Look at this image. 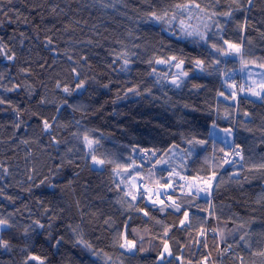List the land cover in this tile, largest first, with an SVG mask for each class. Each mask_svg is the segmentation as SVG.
I'll use <instances>...</instances> for the list:
<instances>
[{
    "label": "trees",
    "instance_id": "16d2710c",
    "mask_svg": "<svg viewBox=\"0 0 264 264\" xmlns=\"http://www.w3.org/2000/svg\"><path fill=\"white\" fill-rule=\"evenodd\" d=\"M108 2L104 0V3ZM111 2L115 7H103L100 0H12L11 4L4 0L2 6L5 11L11 8L14 12L9 13L11 23L0 15V22H3L0 35L7 39L15 34L18 59L15 66L0 61V69L5 73L3 83L5 86L17 83L31 85L32 92L29 94L26 88L16 92L0 91V95L19 106L23 112V123L16 129L13 126L16 113L7 104L0 106V161L9 172L8 175L0 174V188L15 201L12 203L0 196V212L5 215L16 213V222L21 226L13 239L17 247L11 253H0V264H21L24 259L20 251L24 246L20 234L23 227L36 219L47 226L50 216L54 217L51 221L53 233L64 236L63 246L56 250L46 244L44 235L47 233L44 230H38L44 235L34 234L32 240L33 253L47 256L49 264H91L90 253L73 246L75 237L69 225H79L85 239L115 260L119 250L113 247L114 227L104 224L109 217L115 227L127 222L130 228L138 229L137 239L144 237L143 248L146 251L124 258V264H154L160 244L153 236L162 235L164 226H171L182 217L172 209L159 211L160 206L153 207L147 199L138 198L132 203L146 208L154 219L135 209L122 207L117 201L123 197L125 187L121 185L118 189L113 183L114 179L119 181V177H114L111 171L113 166L94 168L91 161L84 158L86 148L73 136L75 132L90 129H98L110 137L104 142V147L116 153L121 163L127 162L129 155L138 164L142 162L145 179H148L151 169L161 184L166 179L172 181L176 190L173 193L168 189L169 194L178 203L184 201L181 211L185 208L189 210L194 225L191 237L188 231L179 228H172L169 232V236L179 241L178 244L170 243L173 252L183 256L184 264L188 261L198 264L200 257L207 253L211 254L213 264H238L236 255L244 256L245 264H264V258L251 256L247 248L236 246L238 237L247 232L252 250H264V199H261L264 195V175L228 164L221 167L220 157L223 153L218 150L213 152L210 144L197 146L191 156L183 155L184 150L191 148L186 138L208 139L210 125L215 121L219 126L215 130L216 138L222 137L218 130L232 127V140L243 147L245 157L251 155L254 161L259 162L264 157V133L260 130L264 127V102L241 94L239 112L247 111L251 113V118L245 119L240 114H235L234 122L223 118L224 108L232 102L220 97L217 104V93L226 91L222 86L225 79L223 73L239 69L233 57L224 58L226 62L217 66L220 72L208 68L211 75L207 72L197 75L191 71V65L186 64L189 79L180 88L170 85L163 79L159 65L147 63L149 59L179 54L181 50L186 54H202L208 63L213 58L208 57L203 47L189 40L178 39L161 31V25L146 21L144 13L148 5L145 0ZM254 2L255 8L248 14L253 26L243 34L246 37L245 49L250 47L253 57L264 58V36L261 35L264 33V3L260 0ZM163 3L166 4L167 0H163ZM53 7L57 8L56 13H52ZM16 12L20 13L21 18L27 17L28 23H23L22 19L17 22ZM242 16V13H238L237 19ZM21 32L27 37L23 47L19 44ZM240 35L233 24H229L224 33L225 39L234 42L239 41ZM49 37L53 43L46 45ZM247 39L252 41L250 46ZM134 44L139 47L134 48ZM124 45L130 52L136 53L126 72L120 71L119 61L112 62L115 53L121 51ZM68 56L73 59L69 60ZM82 56L88 57L86 63L80 59ZM76 61L79 64L74 63ZM72 67H77L82 73L81 79H87L88 83L84 90L68 95L56 84L60 82L62 86L67 84L75 88ZM153 67L161 74L160 83H156V76L150 74ZM25 68L30 70L29 74L21 72ZM235 79L237 85L243 83V74L237 72ZM193 83L202 87L192 89ZM137 85L141 91L151 88V94L145 92L137 97L129 93V98L117 100V94L123 96L129 87ZM41 99L48 102L40 104ZM185 104L189 107L185 108ZM217 107L221 114L219 119ZM192 108L199 111L193 112ZM40 116L48 118L50 122L51 118H56L59 127L55 135L61 141L59 145H54L51 136L41 130ZM242 120L252 129L251 132L240 124ZM77 121L80 123L77 124ZM172 144L179 145V148L176 150L177 157L169 163L182 176L188 177L189 182L196 176L207 177L213 170L217 173L216 180L223 181L218 189L214 182L212 189L210 200L214 216H209L203 210L208 208V199L183 195L187 189H181L178 185L185 181L179 176L169 177V165L157 163L159 153L157 157L141 161L131 151L135 146L166 150ZM217 144L223 147L219 139ZM181 164L184 165L183 169ZM33 167L35 172L30 171ZM237 171L241 172L239 177L233 175ZM28 175H32V180L28 179ZM161 176L165 180L160 179ZM230 176L232 179H229ZM244 176L248 177L246 181ZM237 179L240 183L236 182ZM148 186L151 188L150 184ZM165 203L168 201L165 200ZM45 210H48L47 215ZM129 216L131 220L127 219ZM205 218V228L218 226L227 238L226 243L233 245L231 253L221 258L216 246L220 244L222 249L224 243L213 235L207 241V248L191 242L198 238L195 227ZM241 224L244 226L240 227ZM129 238H132L131 234ZM239 243L243 245V242Z\"/></svg>",
    "mask_w": 264,
    "mask_h": 264
},
{
    "label": "snow or ice",
    "instance_id": "6c2138e0",
    "mask_svg": "<svg viewBox=\"0 0 264 264\" xmlns=\"http://www.w3.org/2000/svg\"><path fill=\"white\" fill-rule=\"evenodd\" d=\"M103 7H115L114 3L109 0L108 3H104V0H100ZM261 3H264V0H260ZM4 0H0V15L7 18L8 22L11 23L12 20L9 17L10 12H14L13 9H8L5 11L2 6ZM8 3L11 4L12 0H8ZM145 3L148 5L147 11L144 13V18L146 21H150L155 24L161 25V31H168L171 35L176 36L179 34L180 38L189 40L192 44L198 45L204 48L207 51L208 57H212L211 63H208L203 55H192L186 54L183 50L179 54H165L160 58L149 59L147 63L149 65H166L167 71L163 73V79L168 80L169 73H171L170 83L175 88H180L185 84L186 78L189 76V71L185 70V65H191V71L200 72L211 75V72H208V68H212L216 72H220V69L217 67L222 62H226L224 58L233 57L236 62L239 64V69H233L231 72H224L223 75L225 79L222 81V86L225 87L226 91H220L217 93V104H219V98L222 97L225 101H231V105L227 106L223 110V118L235 121V114L242 115L245 119L251 118V113L244 111L239 112V104L242 99L241 94H244L245 97L251 96L256 97L260 101L264 102V58L253 57L251 48L245 49V40L246 37L243 35L250 27L252 23L249 19V13L255 8L254 0H167V3L164 4L163 0H145ZM162 6H158L161 5ZM52 13L57 12V8L53 7L51 9ZM62 11V10H61ZM242 13L243 16L241 19H237V14ZM17 22H20L21 19L23 23H28L27 17L21 18L20 13H15ZM3 22H0L2 26ZM229 24H233L235 30L240 33L239 41H230L225 39L224 33ZM19 44L23 47V41L26 37L24 32L20 34ZM131 35V33H129ZM264 36V33H261ZM15 41V34L8 37L7 39L0 35V61L9 62L12 66H15V62L18 59ZM53 43L51 37L47 38L46 45H51ZM90 43V41H89ZM119 43V42H118ZM247 44L250 46L252 41L247 39ZM133 47H139V45H133ZM54 51V49H53ZM136 53L130 52L127 49V46L124 45L122 50L115 53V58L113 63L117 61L120 62V71H128L129 65L133 62L132 57ZM69 60L73 58L68 56ZM85 63L88 61L87 56H82L80 58ZM79 64L78 61L74 62ZM207 63V67H206ZM7 66V65H6ZM172 69H176L175 72H171ZM258 69V71H255ZM21 72L29 74L30 70L25 68L21 69ZM237 72L243 74L244 83L237 85L235 76ZM71 73L73 74L75 80V88H70L67 84L61 85L60 82H57L56 87L61 89L64 93L71 95L73 91L84 90L86 84L88 83L87 79H81L82 73L78 71L77 67L71 68ZM151 75L156 76V83H160L161 74L157 73L155 67L151 70ZM5 79V73L3 69H0V91L2 92H16L21 88L28 89L29 94L32 92L31 85L24 84H12L11 86H5L3 83ZM231 81V83H229ZM108 87V85H104ZM202 85L193 83L192 89L199 90ZM147 92L151 94V88L141 91L139 85L135 87H129L127 91L124 92L123 96L117 94V100L129 98V93L132 96H143ZM48 101L41 99L40 104H45ZM251 102V101H249ZM66 104L67 101L65 100ZM115 103V101H113ZM9 105L12 111L16 113V123L13 125L14 128L19 129L23 121L21 116L23 115L22 110L19 106L13 105L10 100H7L3 95H0V106ZM61 105L60 107H62ZM185 108H188L189 105L185 104ZM75 110V109H74ZM211 111V106H209ZM193 112H198V108H192ZM59 112V107L57 108ZM217 118H221L219 108L216 109ZM36 115V114H34ZM42 124V131L51 136L52 143L54 145H59L60 140L57 139L55 133L59 125L57 124L56 118H51V122L48 118L43 116L39 117ZM77 124L80 122L77 121ZM240 124L245 127L249 132L252 131L251 128H248L245 122L242 120ZM212 130H217L219 128L218 124L213 121L210 125ZM261 132L264 133V127H262ZM220 131H223L224 136L219 138V143L223 147H218L217 139L213 137V131H209L208 139H196L195 137L186 138V142L191 146L190 150H184L183 155L191 156L195 151L197 146L203 147L205 145L211 146L213 152L219 151L223 153V156L220 157L222 167L223 164L231 165L234 168L240 170H246L248 172H260L264 175V157H261L259 162L253 160V157L249 155L247 158L244 154V149L240 144L235 143L234 140L229 139L233 136V128H225ZM73 136L83 144L86 148L85 159L90 160L93 166L103 167L105 165L113 166L111 171L114 177H119L117 182L115 179L113 183L116 184V187L119 189L121 185L125 187L124 195L117 202L121 204L122 207H125L126 210L135 209L138 212H142L144 216L149 217V219H154L150 215V212L146 208H141L136 204H133L132 201L139 199H147L151 202L153 207L159 205V211L164 212L167 209H172L175 213H180L181 217L178 222L174 223L171 226H164L163 234H157L153 236V239L158 240L160 244V250L157 253L156 260L154 264H184V258L182 255H176L172 249V243L176 241L174 237L169 236V232L172 228H179L189 232L191 237V230L194 228L193 221L190 219V213L187 208L183 211L184 201L177 202L176 199L172 198V195L167 191H162L171 189L172 192H175L173 188V183L170 179H166L161 176L160 179L165 180L163 184L160 183V180L155 178V173L150 169L148 172V179L142 175L143 163H137L136 159L129 155L127 157V162L121 163L120 158L117 157L116 153L106 149L104 147V142L110 137L106 136L103 132H100L98 129L85 130L84 132H75ZM264 142V138H262ZM22 143H27V141H22ZM179 145L172 144L171 147L166 150L156 149V148H140L135 146L131 149L132 153L137 154L140 157V160L151 159L152 157H157V163L168 164L169 168V177L179 176L181 180H184L185 183L178 185L181 189H187L183 193L185 197L195 196L200 197L201 193H204L207 200L208 208L203 209L208 212L209 216H214V211H212V204L210 197L212 195V189L215 182L216 189L219 188L220 184L223 181H217V173L213 170L207 177L196 176L189 178L182 176L180 172L176 171L175 167L169 163L170 160L177 157V149ZM71 151V149H69ZM251 152V150H249ZM167 157L168 159H165ZM183 159V156L180 157ZM207 162V158H205ZM71 163V161H69ZM155 167V165H153ZM181 169L184 168V165H180ZM31 172H35L36 169L33 167ZM0 174L8 175V168L5 167V164L0 161ZM0 175V178H2ZM234 176L239 177L241 175L240 171L234 172ZM32 175H28V179L32 180ZM232 179V176L229 177ZM243 179L246 181L247 176H244ZM237 183H240V180L237 179ZM44 183V181H41ZM151 185V188L148 185ZM200 184H203L204 187H201ZM30 190V189H29ZM0 196H3L8 201L14 203V199L11 196H6L4 189L0 188ZM161 196H164L168 203H165V199H160ZM261 199H264V195L261 196ZM19 211V210H17ZM48 214V210H45V215ZM16 213L10 212L5 215L3 212H0V253H11L17 245L13 243L16 232L21 227L18 225L15 219ZM54 217H49V223L47 226L42 223L39 219L32 220V222L23 227L22 232L20 233L24 240V246L20 248V251L24 254V259L21 264H49V258L47 256H38L35 255L32 251V240L33 235H44V232L47 235H44L45 243L48 244L52 249L59 250L65 243L63 235L54 234L52 231L51 221ZM131 220V216L127 218ZM205 218L199 223V226L195 227L196 236L198 237L191 242L200 246L203 245L204 248H207V235L211 231L214 238H218L224 247L221 249L220 244H217V251L220 253L221 258L228 255L233 250L232 244L226 243V237L221 229L217 226L212 229H207L204 227L206 223ZM157 223H161L157 221ZM105 225L114 227L113 235V247L119 250V256L113 258L112 255H109L103 249H97L93 244L85 239L84 233L80 229L79 225L71 226V232L73 233L74 247H79L82 250H86L90 253L89 260L91 264H124V258L133 257L138 253L146 251L143 248L144 237L139 236L137 239L138 229L130 228L128 223L125 222L119 227L114 226V222L109 217L104 221ZM244 225L241 224L240 227ZM38 230H44L40 232ZM130 234L132 238L130 237ZM248 233L245 232L244 235L238 237L237 247L243 246L249 250L251 256H259L264 258V250L254 251L252 250V244L247 239ZM8 237V238H6ZM239 242H243L241 245ZM187 246V245H185ZM182 251V249H181ZM210 253L204 254L200 257L198 264H209ZM238 264H245V258L242 255H236L235 257ZM187 264H192L191 261H188Z\"/></svg>",
    "mask_w": 264,
    "mask_h": 264
},
{
    "label": "rangeland",
    "instance_id": "374dc122",
    "mask_svg": "<svg viewBox=\"0 0 264 264\" xmlns=\"http://www.w3.org/2000/svg\"><path fill=\"white\" fill-rule=\"evenodd\" d=\"M157 25H159V24H157ZM165 32H167L168 34H170L168 31H165ZM170 35H171V34H170ZM176 37H177L178 39H182V38H180L179 34H177ZM182 40H185V39H182ZM159 67L162 69L163 73L166 72V71L168 70L166 65H159ZM175 71H176V69H172V70H171V72H175ZM255 71H258V69H255ZM196 74H197V75H202V72H200L199 70H197V71H196ZM187 79H189V76L186 78V80H187ZM170 80H171V73H169V77H168V80H167V81L169 82L170 85H172V84L170 83ZM243 83H244V79H243ZM247 97L250 98V99H252V100H254V101H258V102L260 101V100L257 99L256 97H251V96H247ZM211 131H213V137L216 138V137H215V134H216L215 130H212V129H211ZM218 132H220V135H221L222 137L224 136L223 131L218 130ZM221 133H223V135H222ZM216 139H219V138H216ZM229 139H232V137H230ZM93 167L96 168V169H101L100 166H93ZM200 186H201V187H204V185L202 186L201 184H200ZM185 189H186V188H185ZM162 191H167V192L169 193V190H168V189H167V190H163V189H162ZM200 197H202V198H206V199H209L208 197L205 196L204 193H201ZM160 199H165V197H164V196H161ZM165 200H166V199H165ZM209 234H211V233L209 232ZM211 236H212V235H211ZM208 241H209V240H208ZM209 263H212V264H213V262H212V260H211V257H209Z\"/></svg>",
    "mask_w": 264,
    "mask_h": 264
},
{
    "label": "built area",
    "instance_id": "2783aa9c",
    "mask_svg": "<svg viewBox=\"0 0 264 264\" xmlns=\"http://www.w3.org/2000/svg\"><path fill=\"white\" fill-rule=\"evenodd\" d=\"M149 187V186H148ZM207 229H211V228H207ZM209 232L211 233V234H209ZM208 232V235H207V239L213 234L211 231H209Z\"/></svg>",
    "mask_w": 264,
    "mask_h": 264
}]
</instances>
